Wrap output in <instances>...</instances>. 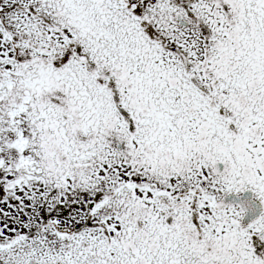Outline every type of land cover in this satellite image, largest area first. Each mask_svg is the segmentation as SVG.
I'll list each match as a JSON object with an SVG mask.
<instances>
[{
  "label": "snow or ice",
  "instance_id": "6c2138e0",
  "mask_svg": "<svg viewBox=\"0 0 264 264\" xmlns=\"http://www.w3.org/2000/svg\"><path fill=\"white\" fill-rule=\"evenodd\" d=\"M0 264H264V0H0Z\"/></svg>",
  "mask_w": 264,
  "mask_h": 264
}]
</instances>
